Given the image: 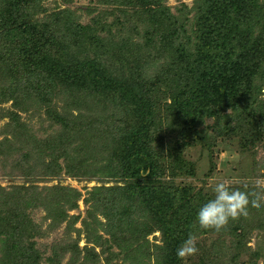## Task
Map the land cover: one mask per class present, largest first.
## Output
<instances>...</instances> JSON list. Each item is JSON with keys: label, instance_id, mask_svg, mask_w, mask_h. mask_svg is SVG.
<instances>
[{"label": "trees", "instance_id": "1", "mask_svg": "<svg viewBox=\"0 0 264 264\" xmlns=\"http://www.w3.org/2000/svg\"><path fill=\"white\" fill-rule=\"evenodd\" d=\"M30 1L34 8L38 0H0V104L16 109L5 114L12 139L4 140V154L16 155L13 165L24 179L10 190L0 187V264H60L66 255L65 264H102V254L106 264H256L264 257V210L230 220L220 232L203 230L197 213L214 196L175 182L195 174L184 158L189 146L204 141L211 154L217 138L225 143L237 133L239 109L257 107L256 96L250 104L247 98L259 88L255 75L263 73L264 1L200 0L196 53L187 56L176 45L178 28L155 20L150 3L142 2L145 44L169 51L173 76L183 65L178 80L152 83L131 70L112 78L100 52L86 46L99 40L95 30L76 24L69 10L54 15L50 25L18 23L17 12ZM137 1L128 3L135 8ZM127 42L120 49L128 56ZM164 100L169 103L161 105ZM227 109L232 114L223 117ZM31 111L52 123L44 139L21 122L20 113ZM206 117L217 121L213 136L198 131ZM62 173L114 182L88 192L82 229L73 228L77 218L67 215L77 208L76 189L35 184V178ZM36 209L45 213L49 230L66 222L63 237L42 250L36 241L45 231L28 213ZM155 232L159 241L150 243ZM189 233L199 251L181 261L176 249ZM252 238L253 248L247 245Z\"/></svg>", "mask_w": 264, "mask_h": 264}, {"label": "rangeland", "instance_id": "2", "mask_svg": "<svg viewBox=\"0 0 264 264\" xmlns=\"http://www.w3.org/2000/svg\"><path fill=\"white\" fill-rule=\"evenodd\" d=\"M128 1L38 0L34 8L31 7L32 2L30 1L29 4H24V7L17 12L16 16L18 23L36 24L41 27L47 24L50 25L51 20L55 19L54 15H59L63 10H69L74 16L73 20L76 24L83 27L88 26L91 30H95L96 37L99 40L97 43H86V46L97 53L100 52L102 62L113 75H111L112 78L121 76L122 73L130 72L129 70H131L149 83H152L150 81L162 79L178 80L177 75L182 72L179 71L183 65H177L178 72L175 71L176 75L174 74L173 76L171 73L173 69L171 64L172 56L169 51L157 50L151 44V47H147L144 42V32L147 31L146 26L148 23L145 21L146 15H143L140 11V9L142 10L141 4L144 1L145 3H150L146 7L154 10V14H156L154 16L155 20L159 19V22L168 27V29L178 28L180 39L176 45L179 44L178 47H181L187 56L188 54L193 55L196 53V26L199 18L197 3L200 0H138L135 8ZM263 1L258 0V3L260 4ZM0 19H4L1 14ZM137 21H140L139 25ZM124 40L128 41V56L120 49ZM155 46L157 47V45ZM1 48H3V42L0 41ZM116 56L123 57L124 61L116 62ZM261 68H263V73L261 74V70L259 75H255L253 81L259 88L252 97L247 98V104H250L252 100L255 101L256 96L257 107L251 106L250 108L246 106L242 109V112L239 109L240 113H242L243 121L240 122L237 133H233L226 138L225 143L221 141V138H217L211 154H209L204 141L194 142L193 145L189 146L184 152V158L194 165L195 174L176 178V184L190 185L195 188V191L202 189L204 193L214 196L213 188L220 181H228L232 189L252 191L255 181L258 178L264 179V63H262ZM123 69L124 71L122 72ZM167 72L170 73L168 74ZM129 75H131V72ZM165 102L169 103V100H164L160 104L165 105ZM57 105L60 108L61 103L58 102ZM161 109L162 106L160 112ZM7 110L14 111L16 109L11 106V102L0 104V151H2L0 153V187L10 190L12 185L24 183V179L13 165L16 155L10 159L7 154H4L6 152L4 140L6 137L12 139V137L7 135V130L12 129L9 118L5 115ZM229 114L232 113L230 109H227L222 113V116ZM20 116L21 122H24L37 138L44 139L47 134L52 132V129H50L52 123L45 115L41 114L40 116L38 112L31 111L28 114L20 113ZM168 117L169 119L173 118L171 116ZM163 122L167 123L165 120ZM216 123L217 121L214 117H206L203 124L198 127V131L202 132L204 130L209 132L210 136H213ZM189 136L194 135L189 132ZM189 141L191 140L189 139ZM12 171L14 172L11 174ZM13 174H16V176H13ZM105 180L99 176L89 177L83 175L76 178L62 173L58 177L35 178V181H37L35 184L38 187H52L60 184L76 189L81 195L77 201V208L67 210V215L68 220L73 217L77 218L73 228L82 229V220L88 218L86 217L88 205L84 202L85 198L93 187L99 186L104 182L106 186L114 183L113 181H108V179ZM245 185H247V188H245ZM263 210L264 206L259 209L252 208L247 216L250 217L252 213H259ZM28 213L30 218L45 231L43 237L38 238L36 241L39 244V249L42 250L45 246L47 248V246L54 244L55 240L63 237L66 230L65 221L52 231L47 228L49 220L45 219V213L41 209L28 210ZM70 235L72 240L78 238L75 231H71ZM159 238L158 232L148 236L150 243H158ZM78 242L79 247L83 248L86 244L84 234L80 235ZM255 243L256 238H252L247 245L253 248ZM49 249L43 257L49 255ZM113 250L116 251L115 248ZM96 251L99 252V249H96ZM67 259L68 255L60 264H65ZM101 263L106 264L105 255L103 254L101 255ZM109 264L119 263L112 261ZM256 264H264V257L259 256L256 259Z\"/></svg>", "mask_w": 264, "mask_h": 264}, {"label": "clouds", "instance_id": "3", "mask_svg": "<svg viewBox=\"0 0 264 264\" xmlns=\"http://www.w3.org/2000/svg\"><path fill=\"white\" fill-rule=\"evenodd\" d=\"M247 188V185H245ZM214 199L205 203L197 213L199 227L203 230L220 232L230 220H237L248 215L249 206L259 209L264 206V179L255 181L252 191L232 189L228 181H220L213 188ZM197 237L189 233L188 237L176 249V256L181 261L198 253Z\"/></svg>", "mask_w": 264, "mask_h": 264}]
</instances>
